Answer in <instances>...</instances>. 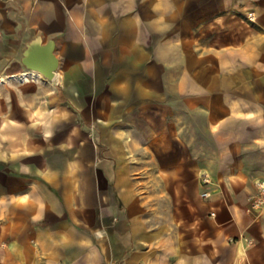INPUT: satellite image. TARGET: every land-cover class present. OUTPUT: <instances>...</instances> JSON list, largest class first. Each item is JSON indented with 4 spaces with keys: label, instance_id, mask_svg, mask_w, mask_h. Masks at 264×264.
<instances>
[{
    "label": "crops",
    "instance_id": "1",
    "mask_svg": "<svg viewBox=\"0 0 264 264\" xmlns=\"http://www.w3.org/2000/svg\"><path fill=\"white\" fill-rule=\"evenodd\" d=\"M260 185L264 0H0V264H264Z\"/></svg>",
    "mask_w": 264,
    "mask_h": 264
},
{
    "label": "built area",
    "instance_id": "2",
    "mask_svg": "<svg viewBox=\"0 0 264 264\" xmlns=\"http://www.w3.org/2000/svg\"><path fill=\"white\" fill-rule=\"evenodd\" d=\"M205 183H208V180H204ZM260 191H261V194L262 196H264V187L262 185H260ZM209 192L205 191V192H202L201 193V198H208L209 197Z\"/></svg>",
    "mask_w": 264,
    "mask_h": 264
},
{
    "label": "rangeland",
    "instance_id": "3",
    "mask_svg": "<svg viewBox=\"0 0 264 264\" xmlns=\"http://www.w3.org/2000/svg\"><path fill=\"white\" fill-rule=\"evenodd\" d=\"M250 19H251V20L253 19L252 15H251ZM194 150H199V149H194ZM205 179H206V177H202V178L200 179L201 184H208V183H209V181H208V183H205V182H204ZM206 180H208V179H206ZM209 196H210V195H209Z\"/></svg>",
    "mask_w": 264,
    "mask_h": 264
},
{
    "label": "bare ground",
    "instance_id": "4",
    "mask_svg": "<svg viewBox=\"0 0 264 264\" xmlns=\"http://www.w3.org/2000/svg\"><path fill=\"white\" fill-rule=\"evenodd\" d=\"M24 78V77H23ZM21 79V78H20Z\"/></svg>",
    "mask_w": 264,
    "mask_h": 264
}]
</instances>
